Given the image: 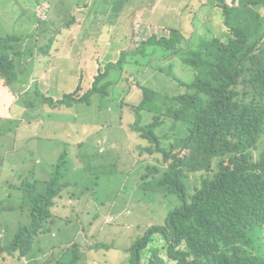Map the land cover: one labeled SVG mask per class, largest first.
Segmentation results:
<instances>
[{
  "label": "rangeland",
  "instance_id": "374dc122",
  "mask_svg": "<svg viewBox=\"0 0 264 264\" xmlns=\"http://www.w3.org/2000/svg\"><path fill=\"white\" fill-rule=\"evenodd\" d=\"M207 2L0 0V36L21 39L20 48L23 50L32 48L33 41L39 44L31 58H17V77L26 84L18 96L22 93L20 100L26 108L19 100L13 107L6 94L0 92V118H5L0 120V181L7 175L6 169L15 166L14 176L28 186L25 198L13 191L7 198L0 183V248L10 249L15 238L25 231L28 206L33 205V198L39 194L44 196L48 187L70 185V196H66L63 190L55 206L68 205L69 198L81 202L77 209L70 207L68 218L64 213L56 218L48 234L40 236V240L35 238L31 253L35 247L39 254L37 260L41 263L57 260L61 253L77 249L80 259L77 264H132L130 257L134 245L151 227L165 225L169 213L182 205L178 194L180 188L177 189L176 185H167L161 190L150 187L151 178L143 179L148 173L144 162L150 163L152 174L155 173L153 168L164 170L167 166L163 153L150 155L138 150H145L151 144L141 139L140 134L134 137L131 126L136 117L134 119L130 109L119 113L114 106L103 101V109L97 112V98L91 102L92 106L77 104L72 107H53L43 99H52L56 103L64 95L74 92L77 97H83L92 88L99 69L106 71L122 52L135 49L154 35L169 36V27L181 30L179 38L169 37L174 40L182 37L176 46L183 42L185 53L198 45L195 42L197 36H206V42H211L215 35H220L214 33L218 22L213 19L220 16L210 12V17H205L202 5ZM77 8H82L78 9V26L75 30L72 29L74 26L69 29L68 23ZM192 40L193 43H186ZM146 44V53L138 55V59L145 63L152 57L161 56L165 49L160 44ZM174 57L178 61L171 58L170 62L174 60V64L172 70H166L167 73H173L178 82H193L196 78L193 67ZM169 63L157 57L148 73L140 77L158 93L151 111H144L142 117L144 124H149L155 122L156 114L162 115L160 121L163 125L157 134L163 139V149H168L183 133L180 124L167 114L173 105L169 96L184 91L180 82H174L170 74L165 75L159 69ZM116 74L120 75V71L116 70ZM137 74L135 66H125L122 83L132 84ZM10 84L16 82L11 80ZM35 89L42 93L43 99L36 97ZM139 96L135 94L131 101ZM130 97L127 95L126 99ZM25 101L33 102V108H27ZM13 149L16 150L15 159ZM176 152L183 157L189 150L177 146ZM33 157L38 162L33 163ZM57 170L63 178L50 179L52 172ZM187 174L186 195L190 200L201 181L200 173L187 171ZM143 189L159 191H147L144 196ZM110 219H113L112 223H108ZM163 243L156 236L142 252V264H148L151 250L164 247ZM96 246H110L111 249L97 250ZM162 255L165 257L164 249ZM28 260L17 255L10 263L33 264V258Z\"/></svg>",
  "mask_w": 264,
  "mask_h": 264
},
{
  "label": "trees",
  "instance_id": "16d2710c",
  "mask_svg": "<svg viewBox=\"0 0 264 264\" xmlns=\"http://www.w3.org/2000/svg\"><path fill=\"white\" fill-rule=\"evenodd\" d=\"M206 7L209 9L207 13ZM210 12L220 16L213 18L218 22L214 33L220 35H215L209 43L206 36H197L195 42L198 45L190 47L188 53L184 51L183 42L176 46L182 37L179 40L169 37L179 38L181 30L169 27V36L154 35L146 41L165 47L161 56L152 57L147 63L139 60V53H146L148 46L146 42L139 43L135 49L122 52L106 71L99 69L92 88L83 97H77L74 92L55 103L52 99H43L42 93L35 89L36 97L53 107L92 106L91 102L97 98V112L103 109V101L114 106L119 113L130 109L134 119L136 117L131 126L134 137L140 134L141 139L151 144L145 150H138L150 155L163 153L167 168H153L155 173L152 174L150 163L144 162L148 173L143 179L151 178L150 187L161 190L167 185H176L177 189L180 188L178 194L182 205L169 213L165 225L147 231L143 243L136 244L131 251L132 264H141L142 252L156 236L164 240L162 248H165L169 260L162 257V248L156 247L150 252L149 264H264V0H208L202 5V13L210 17ZM75 14L78 11L75 10ZM75 17L68 23L69 28L75 24ZM20 41L8 36L0 38V92L6 90L15 98L26 85L17 77V58H31L39 45L33 41L32 48L23 50ZM174 56L192 66L196 78L191 83L179 81L184 91L169 96L173 105L167 114L180 124L183 133L168 149H163V139L157 134L163 125L160 121L162 115L156 114L155 122L149 124H144L142 117L144 111H151L158 93L140 77L148 73L157 57L168 63L171 58L177 62ZM174 60L159 69L179 83L173 73L166 71L172 70ZM127 65L138 70L130 85L121 80ZM11 80L16 84H10ZM137 93L140 96L131 101ZM127 95H131L129 100ZM109 98L115 101L111 103ZM26 102L27 108H33V102ZM177 146L188 149L189 153L181 157L176 152ZM73 157L77 160L74 153ZM35 161L38 162L33 157V163ZM187 171L200 173L201 181L190 200L186 195ZM158 172L160 176L155 175ZM60 175L58 170L53 171L50 179H62ZM69 188L70 185L48 187L44 196L39 194L33 198L30 209L32 230L25 229L20 233L10 249L0 248L2 259L15 261L19 255L33 258V264H77L80 261L77 249L61 253L59 259L45 263L38 262L35 247L31 253L35 238L40 240V236L48 234L56 218L62 213L68 218L70 207L79 208L81 201L73 198H69L68 205L55 206L63 190L66 196H70ZM147 191L156 193L159 190L143 189L144 196ZM70 201L76 204H70ZM95 248L111 249L110 246Z\"/></svg>",
  "mask_w": 264,
  "mask_h": 264
},
{
  "label": "crops",
  "instance_id": "0c3cea01",
  "mask_svg": "<svg viewBox=\"0 0 264 264\" xmlns=\"http://www.w3.org/2000/svg\"><path fill=\"white\" fill-rule=\"evenodd\" d=\"M78 9L79 10H81L82 8H77V9H75L76 11H78ZM76 15V17H75V20H74V23L75 24H73V25H71V27L70 28H72V26H74V28H72V29H74L75 30V27H77L78 26V22H79V19L80 18H78V15L79 14H75ZM212 18V17H211ZM69 28V29H70ZM0 38H2V36H0ZM1 77V76H0ZM3 93H5L6 94V96L8 97V99L11 101V103L13 104V107L15 106V104L17 103V100H19L20 102H22L21 100H20V98H21V95H22V93L20 94V96H17L16 98L15 97H13L10 93H8L6 90H4L3 91ZM22 106H23V108L25 109L26 108V106L24 105V102H22ZM3 119H5V118H0V120H2L3 121ZM12 153H13V159H15L16 158V156H15V153H16V150L15 149H13L12 150ZM7 175L6 176H4L2 179H1V181H0V183H1V187H2V189L5 191V197H10V192L11 191H13V192H17L19 195H22V197L23 198H25V196L27 195V191H26V187H28L27 186V183L25 182V181H23L22 179H20V178H16V176H14V170H15V166H9L7 169ZM1 172V171H0ZM30 186V185H29ZM70 204H76L75 202H73V201H70L69 202ZM31 204L28 206V208H27V211H28V216H27V218H26V221H25V224H26V229H29V230H32V225H33V220H32V218H31ZM93 226V225H92ZM2 238V236H1V234H0V239ZM29 260H32V258H30ZM0 264H11L10 263V260L7 258V259H2L1 257H0Z\"/></svg>",
  "mask_w": 264,
  "mask_h": 264
},
{
  "label": "clouds",
  "instance_id": "9594fccd",
  "mask_svg": "<svg viewBox=\"0 0 264 264\" xmlns=\"http://www.w3.org/2000/svg\"><path fill=\"white\" fill-rule=\"evenodd\" d=\"M113 222V219H110V221L108 222V223H112ZM143 241H144V239L143 240H141V241H139L138 243H143ZM162 241L164 242V240L162 239ZM138 243H136V244H138ZM165 243V242H164ZM136 244L134 245V247L132 248V250L135 248V246H136ZM155 249H157V248H154L153 250H155ZM165 250V248H162L161 249V255H162V250ZM131 250V251H132ZM153 250H152V252H153ZM151 255H152V253H150V257H149V261H150V258H151ZM162 257L166 260V261H168L169 259H168V257H167V255H166V250H165V257L162 255ZM141 264H142V258H141ZM148 264H149V262H148Z\"/></svg>",
  "mask_w": 264,
  "mask_h": 264
}]
</instances>
